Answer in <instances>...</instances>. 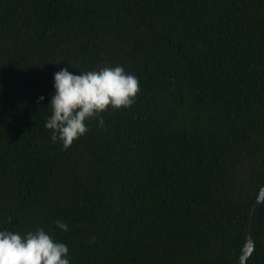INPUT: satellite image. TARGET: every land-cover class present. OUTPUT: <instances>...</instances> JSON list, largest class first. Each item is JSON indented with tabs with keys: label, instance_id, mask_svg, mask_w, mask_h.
Masks as SVG:
<instances>
[{
	"label": "trees",
	"instance_id": "obj_1",
	"mask_svg": "<svg viewBox=\"0 0 264 264\" xmlns=\"http://www.w3.org/2000/svg\"><path fill=\"white\" fill-rule=\"evenodd\" d=\"M117 64L135 103L52 142L53 74ZM263 181L264 0H0V229L71 264H239ZM255 237L264 264V200Z\"/></svg>",
	"mask_w": 264,
	"mask_h": 264
},
{
	"label": "clouds",
	"instance_id": "obj_2",
	"mask_svg": "<svg viewBox=\"0 0 264 264\" xmlns=\"http://www.w3.org/2000/svg\"><path fill=\"white\" fill-rule=\"evenodd\" d=\"M53 76L55 91L44 126L51 130V141L61 143L64 148L86 134L88 120L96 117L98 126H104L101 114L109 107H130L140 90L138 77L119 64L78 72L62 67ZM44 99L41 95L38 102ZM260 187L264 191V185ZM54 223L58 229L68 231L64 221L57 219ZM0 264H71V256L67 244L43 227L24 234L3 228L0 229Z\"/></svg>",
	"mask_w": 264,
	"mask_h": 264
},
{
	"label": "water",
	"instance_id": "obj_3",
	"mask_svg": "<svg viewBox=\"0 0 264 264\" xmlns=\"http://www.w3.org/2000/svg\"><path fill=\"white\" fill-rule=\"evenodd\" d=\"M264 185V181L263 184ZM259 199L257 197V200L255 202V205L253 207L252 215H251V221H250V226H249V234H248V239L245 244L243 253L241 255L240 263L239 264H248V259L253 252L256 244V226L258 222V218L260 215L261 211V205L264 200V191L260 190L259 192Z\"/></svg>",
	"mask_w": 264,
	"mask_h": 264
}]
</instances>
